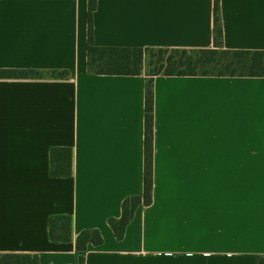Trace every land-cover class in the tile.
Segmentation results:
<instances>
[{"label":"crops","instance_id":"1","mask_svg":"<svg viewBox=\"0 0 264 264\" xmlns=\"http://www.w3.org/2000/svg\"><path fill=\"white\" fill-rule=\"evenodd\" d=\"M215 0H98V46L212 48ZM224 46L264 50V0H220ZM0 68L69 70L0 78V253L77 264H257L264 256V77L157 76L153 201L123 240L108 223L144 187V75L88 72V0H0ZM73 174L50 175V148Z\"/></svg>","mask_w":264,"mask_h":264},{"label":"trees","instance_id":"2","mask_svg":"<svg viewBox=\"0 0 264 264\" xmlns=\"http://www.w3.org/2000/svg\"><path fill=\"white\" fill-rule=\"evenodd\" d=\"M98 0H88V72L104 75H144L145 137L144 187L142 194L127 196L120 217L108 223L117 240H123L127 227L140 206L153 201L154 186V80L157 76L264 77V50L228 49L224 46L220 0L214 1V45L212 48H167L98 46L95 44L94 12ZM69 70L2 69L0 78H67ZM73 174V149L68 146L50 148V175L69 177ZM49 237L53 242L75 241L79 252L77 264H86L85 251L90 245L104 244L97 228H86L76 238L72 234V216L54 214L49 218ZM0 264H40L38 254L0 253ZM257 264H264V256Z\"/></svg>","mask_w":264,"mask_h":264}]
</instances>
